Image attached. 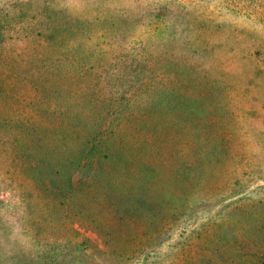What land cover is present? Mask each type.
Here are the masks:
<instances>
[{
  "label": "rangeland",
  "instance_id": "obj_1",
  "mask_svg": "<svg viewBox=\"0 0 264 264\" xmlns=\"http://www.w3.org/2000/svg\"><path fill=\"white\" fill-rule=\"evenodd\" d=\"M0 264H264V0H0Z\"/></svg>",
  "mask_w": 264,
  "mask_h": 264
},
{
  "label": "trees",
  "instance_id": "obj_2",
  "mask_svg": "<svg viewBox=\"0 0 264 264\" xmlns=\"http://www.w3.org/2000/svg\"><path fill=\"white\" fill-rule=\"evenodd\" d=\"M113 157H114V156H113V153H111L110 156H109V158H113Z\"/></svg>",
  "mask_w": 264,
  "mask_h": 264
}]
</instances>
